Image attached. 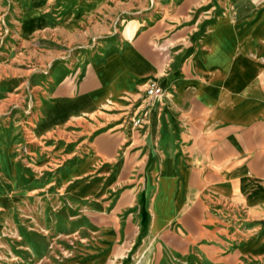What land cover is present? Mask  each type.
Segmentation results:
<instances>
[{
  "label": "rangeland",
  "instance_id": "374dc122",
  "mask_svg": "<svg viewBox=\"0 0 264 264\" xmlns=\"http://www.w3.org/2000/svg\"><path fill=\"white\" fill-rule=\"evenodd\" d=\"M216 1L0 0V171L11 185L14 187V172L7 143L17 147V154L23 137L31 136L33 127L25 120L35 99L41 101L40 97H46L43 92H49L63 81L68 66L77 67L69 73H75L73 82L78 83L83 79V67L74 62L83 64L100 45L111 51L117 48V43L122 45L137 40L164 60L178 59L184 52L181 47L189 34L211 20L213 15L209 16L208 11ZM29 7L37 8L43 14L46 30L31 33L37 21L26 9ZM92 66L100 89L71 106L55 103V109L45 107L44 123L35 127L34 135L37 136L54 122L58 126L55 133L48 135V138L55 135V158L49 157V162L35 170L39 180H51L52 185L43 191L26 192L28 168L19 159L14 163L16 190L10 188L0 173V264H55L78 238H84L92 229L89 217L98 213L100 206L91 205L87 200L72 199L68 188L62 185L84 172L89 159H82L91 141L97 147H104L106 141L101 140L102 137H118L121 144L116 163L119 160L129 166H140V172L151 164L150 160L142 158L145 153L140 140L143 126L140 122L132 125L129 114L110 116L107 114L114 111L99 112L89 119L61 126L68 116L77 117L78 112H87L83 105L118 103L122 91L133 93L136 85L144 81L139 79L142 64L136 61L130 49L105 65ZM147 86L135 103L148 98L145 95ZM123 118V124L114 127ZM51 142L47 139L38 144L48 146ZM78 144L81 148L74 150ZM133 150H137L139 158L132 157ZM42 161L44 159L39 156L35 159L37 165ZM70 161L60 173L61 183L59 171ZM27 163L34 169L33 161L27 160ZM99 170L97 167L96 173L86 179L98 177ZM160 171L149 187L152 190L150 233L157 232L170 221L180 198L169 161H164ZM127 177L134 180L103 189V197L110 204L123 198L142 196L137 175ZM79 187L69 190L70 195L82 194ZM249 190L253 196L250 203L264 196L262 182ZM191 209L192 222L182 224L177 217L165 228L168 234L153 241L154 255H150V264H264V206L203 204ZM250 241L254 242L239 250ZM138 246H141V239L135 251ZM146 250L140 251L139 264H148ZM238 250L250 255L241 256Z\"/></svg>",
  "mask_w": 264,
  "mask_h": 264
},
{
  "label": "crops",
  "instance_id": "0c3cea01",
  "mask_svg": "<svg viewBox=\"0 0 264 264\" xmlns=\"http://www.w3.org/2000/svg\"><path fill=\"white\" fill-rule=\"evenodd\" d=\"M26 9L37 21L31 33L46 30L40 10ZM211 14L209 22L189 34L178 59L164 60L140 40L117 43V48L111 51L100 45L83 64L74 62L83 67L82 81L73 82L76 75L72 73L77 67L68 66V72H62L63 81L49 92H43L46 97H40L41 101L35 99L25 120L33 127L31 136L23 137L17 154V147L6 142L10 147L14 187L0 173L10 188L16 190L14 163L18 159L28 168L26 192L49 188L52 181L39 180V173L35 171L49 162V157L55 158V135L48 138L58 127L55 122L34 135L35 127L44 123V108L55 109V103L71 106L98 91L100 84L92 64L105 65L122 56L126 49H130L136 61L142 64L139 79L144 81L136 85L133 93L122 91L118 103L83 105L87 112H78L77 117L68 116L61 125L75 124L99 112L114 111L107 114L110 116L129 114L132 125L140 122L143 126L140 140L145 153L142 158L150 160L151 164L141 170L143 176L139 177L140 166H129L119 160L116 163L121 144L118 137H102L101 140L106 141L104 147H97L91 141L85 148L82 160H89L83 173L62 183L60 173L72 161L59 171L60 182L68 188L72 199L99 205L100 211L89 217L92 229L84 238H78L55 264H139L142 258L139 254L144 248H147L145 254L150 264V255H154L153 241L168 234L165 228L177 217L182 224L192 222L191 207L203 204L264 206V196L248 202L253 199L250 187L264 184V0H218L209 8L208 15ZM67 78L72 80L66 84ZM151 83L160 88V97L142 98L135 103L142 96V89ZM124 121L125 118L114 127L121 126ZM47 139L53 141L52 145L38 144ZM80 144L74 150L81 148ZM132 155L140 156L137 150H133ZM37 156L44 159L39 165L35 163ZM27 160L33 161L34 169L28 167ZM165 160L169 161L176 177L180 198L170 221L157 232L150 233L152 190L149 187L161 173ZM97 167H100L98 177L87 180L96 173ZM134 174L139 180L137 184L140 182L142 196L123 198L115 204L104 199L103 189L114 188L118 182H132L134 178L127 176ZM75 186H80L83 193L70 195L69 190ZM240 189L246 192L241 193ZM139 239L141 246L135 251ZM251 242L254 241L243 244L239 250ZM239 254L250 255L240 251Z\"/></svg>",
  "mask_w": 264,
  "mask_h": 264
},
{
  "label": "built area",
  "instance_id": "2783aa9c",
  "mask_svg": "<svg viewBox=\"0 0 264 264\" xmlns=\"http://www.w3.org/2000/svg\"><path fill=\"white\" fill-rule=\"evenodd\" d=\"M145 95L148 98L155 99V98L160 97L161 90H160V88L157 85H155L154 83H151V84H149L146 87V89H145Z\"/></svg>",
  "mask_w": 264,
  "mask_h": 264
}]
</instances>
